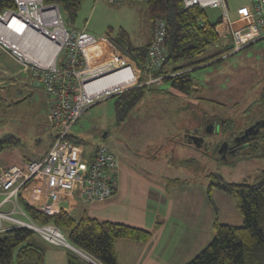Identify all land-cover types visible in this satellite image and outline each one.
I'll use <instances>...</instances> for the list:
<instances>
[{"label":"rangeland","instance_id":"obj_1","mask_svg":"<svg viewBox=\"0 0 264 264\" xmlns=\"http://www.w3.org/2000/svg\"><path fill=\"white\" fill-rule=\"evenodd\" d=\"M227 1L231 17H235L233 15L238 6L251 3V0ZM208 10L215 19L220 16L218 9ZM64 20L72 28L107 35L123 49L144 46L151 27L149 8L146 2L139 0H125L121 3L81 0L76 19L71 21L64 14ZM221 40L220 45H210L205 56L221 51L223 54L220 53L219 57L210 59L190 72L196 86L200 84L207 87L212 84L216 85V89H225L224 92L230 89L231 95L228 96L216 90L210 91V94L222 101V106L201 102L198 104L204 109L194 108V105H189L194 104V99L190 100L189 96L201 99L199 96H207L208 93L198 94L196 90L189 96L182 95L174 91L171 80L162 79L148 85L145 97L123 122H119L115 110L116 97H109L84 112L73 125L71 135L89 151L99 144H105L117 157L119 155L124 161H129L131 167L146 172L152 163L142 159L140 161L138 156L155 152L156 147L152 144L158 138H167L165 141H169L170 137L172 140L182 139L183 135L175 133L188 123V115L191 118L193 114H199L200 120L214 116L215 129L220 131L221 136L229 135L232 129L240 132L252 116L257 120L264 118L261 116L264 115L261 96L264 93V39L228 56L226 48L229 39ZM148 78L149 74H144L142 82ZM0 82V144L4 145L0 151L1 163L22 156L39 157L47 151L55 135V127L48 122L50 104L45 90L36 85L31 72H24L15 59L1 50ZM177 106L185 107L176 111ZM224 119L229 120L228 124L231 121L232 128L229 125L223 126ZM216 131L206 136L205 145L200 148L178 149L173 158V170L181 172L182 176L176 183L172 180L173 183L169 184V187L176 188L170 190L173 198L190 201V207L186 208L190 214H187L205 223L204 234L208 242L204 248L215 235V230H211L210 226L212 220L237 225L244 223L236 198L218 188L212 189L216 208L212 207L208 195L213 179L210 174L215 173L227 182L253 184L264 170V157L247 156L242 152L228 154L226 159L223 158L219 153L223 137ZM209 142L213 145H209ZM16 216L26 218L21 214ZM37 236L43 240L39 234ZM18 248H14V255ZM63 248L76 253L68 247Z\"/></svg>","mask_w":264,"mask_h":264},{"label":"built area","instance_id":"obj_2","mask_svg":"<svg viewBox=\"0 0 264 264\" xmlns=\"http://www.w3.org/2000/svg\"><path fill=\"white\" fill-rule=\"evenodd\" d=\"M14 1V8L0 10V50L15 59L24 72H31L36 85L45 90L50 104L48 122L55 127V135L40 159L1 169L0 190L17 210L20 209V190L40 177L47 178L51 196L59 191H76L89 201L112 197L119 185L118 157L105 144L87 152L79 141L71 139V129L96 103L182 72L155 75L162 70L168 56L167 22L162 17L155 18L145 60L138 64L107 35L70 27L59 4L44 0ZM183 3L186 8L200 5L220 11L216 30L221 39L231 41L227 56L264 39V0H251L250 4L238 6L235 18L230 15L227 0H183ZM31 51L50 58L44 61ZM147 73L149 78L142 82ZM40 210L50 215L55 213L50 204L41 206ZM0 218L36 231L49 244L68 247L88 261H98L73 245L59 227L38 224L25 210L5 212L0 209Z\"/></svg>","mask_w":264,"mask_h":264},{"label":"trees","instance_id":"obj_3","mask_svg":"<svg viewBox=\"0 0 264 264\" xmlns=\"http://www.w3.org/2000/svg\"><path fill=\"white\" fill-rule=\"evenodd\" d=\"M44 1L59 4L63 14L71 21L76 19L81 8V0ZM146 4L152 22L155 18L162 17L168 27V56L162 70L155 75L182 71L165 79L172 81L175 92L189 95L194 85L190 71L223 54L221 51V54L205 56L210 45H218L221 41L216 30L218 18L215 19L208 8L200 5L186 8L183 0H147ZM15 6L14 0H0V10ZM148 47L149 45H144L121 49L135 58L138 64H142ZM226 49L228 52L230 47ZM148 88L143 85L115 96V110L119 122H123L129 112L145 97ZM261 96L264 102V93ZM228 122L229 120L224 119L223 126L229 125L232 128L231 121L229 124ZM71 139L75 140L73 136ZM2 148L4 145L1 143L0 151ZM242 152L247 156L264 157V130L240 153ZM10 167L6 165L5 169ZM210 176L213 179L209 185L208 195L212 207L216 208L212 189L218 188L236 198L237 206L244 216V223L240 225L221 223L216 219L213 224L215 230L213 239L186 264H264V170L258 174L253 184L227 182L215 173H211ZM18 200L32 220L41 225H56L73 245L85 250L101 264H119L115 250L117 239L147 242L153 236L151 230L123 222L99 220L86 213L79 218L65 210L52 215L47 214L32 206L23 196L22 190L19 192ZM37 234L26 226L12 225L0 230V264H45V241L38 239ZM17 246L19 248L14 255L13 250ZM68 264L92 263L77 253L69 252Z\"/></svg>","mask_w":264,"mask_h":264},{"label":"crops","instance_id":"obj_4","mask_svg":"<svg viewBox=\"0 0 264 264\" xmlns=\"http://www.w3.org/2000/svg\"><path fill=\"white\" fill-rule=\"evenodd\" d=\"M228 2V1H227ZM233 16H237L236 12ZM232 17V18H235ZM153 22L151 20V27L145 45H149L152 40ZM224 42V41H223ZM231 44L230 39L228 40ZM222 43V40H221ZM219 43L218 45H220ZM1 83V82H0ZM216 85H208L207 87L198 84L193 85V90L189 94L196 93L207 96L190 97L194 99V108H203L198 103L209 102L210 105L222 106L210 91H218L219 93L229 94L230 89H216ZM198 105V106H196ZM185 106H177V110H181ZM188 108V106H186ZM184 110V109H183ZM193 114V113H192ZM199 114H193L192 117L188 115L187 124L178 129L175 134L183 135L180 140L169 141L158 138L153 142L156 151H152L149 155H139V160H144L146 163L151 162L152 166L146 172L140 171L135 167H131L129 161L126 162L118 155L120 163V177L117 192L104 200L89 201L78 192H64L59 191L57 195L51 196L46 177H40L33 181L22 190V194L32 206L40 209L45 204H50L55 210V213L65 210L72 213L76 217H81L83 214H88L99 220H108L114 222H123L134 226L142 227L151 230L152 238L147 242H135L127 239H117L115 241V250L119 264H186L196 256L208 242V238L204 234L205 223L201 220H194L193 216L186 209L190 207V201L187 199H176L171 194L173 186L169 187L170 183H176L182 173L173 170V158L178 149L190 150L191 148H198L194 144H189L184 137L185 131L195 129L196 127L203 128L207 123L212 128H215L216 119L212 118L199 119ZM218 117L220 115H217ZM221 119V118H219ZM201 121L200 123H198ZM190 123H193L190 125ZM54 138V136H53ZM52 138V141H53ZM180 138V137H179ZM51 141V143H52ZM51 145V144H50ZM50 147V146H49ZM96 148V147H95ZM94 149L87 152H93ZM49 149V148H48ZM47 149V151H48ZM155 149V148H154ZM46 151V152H47ZM45 153L39 157H25L19 159H12L10 162L1 163L0 170L6 165H23L28 161L40 159ZM128 160V159H127ZM173 180V181H172ZM176 181V182H175ZM176 189V188H175ZM0 209L5 212L16 210L17 212L24 211L20 204V209L15 208L12 201L6 200V193L0 190ZM20 214L16 213L15 215ZM212 220L210 223L211 230L213 228ZM12 222L0 218V230L12 226ZM211 235H213L211 233ZM46 246L45 264H68L69 252L63 247H58L47 242Z\"/></svg>","mask_w":264,"mask_h":264},{"label":"flooded vegetation","instance_id":"obj_5","mask_svg":"<svg viewBox=\"0 0 264 264\" xmlns=\"http://www.w3.org/2000/svg\"><path fill=\"white\" fill-rule=\"evenodd\" d=\"M261 116L264 117V115H261ZM258 119L264 120V118H261V117ZM256 121H257V118L252 116L250 118V122L244 128H242L240 130V132H238L237 129H232L233 131L229 135L222 134L223 136H221V133L219 130L212 128L210 126V124H208V123L203 128L198 127L195 129H198V133L200 135L204 136V143L206 142L205 141L206 136L213 134L217 130L216 132L220 134V137H223L221 145L223 144L224 141H227V144H228L227 149H226V157H225V159H226L228 154L236 155V154L240 153L252 140H254V138H256L262 132V130H264V127L261 128L260 133L258 135H255V136L251 135L248 138V141H245L242 138H240L244 134L245 129H247L249 126H251ZM192 131L194 132V129H192ZM184 137L188 140V135H186ZM209 145H213V144H211L209 142Z\"/></svg>","mask_w":264,"mask_h":264},{"label":"water","instance_id":"obj_6","mask_svg":"<svg viewBox=\"0 0 264 264\" xmlns=\"http://www.w3.org/2000/svg\"><path fill=\"white\" fill-rule=\"evenodd\" d=\"M264 127V120L258 119L255 123H253L251 126H249L247 129H245L244 134L240 137L245 141H248V138L253 135H258L260 133L261 128ZM188 135L187 142L189 144H194L198 148L205 145L204 143V136L200 135L198 133V129H194V132L192 130L185 131L184 136ZM104 137H106V134H104ZM227 141H224L223 144L219 147V153L222 154V157H226V149H227ZM92 264H101L96 260H90Z\"/></svg>","mask_w":264,"mask_h":264},{"label":"bare ground","instance_id":"obj_7","mask_svg":"<svg viewBox=\"0 0 264 264\" xmlns=\"http://www.w3.org/2000/svg\"><path fill=\"white\" fill-rule=\"evenodd\" d=\"M31 54L32 55H35L36 57H38V58H40V59H42V60H44V61H48L49 60V55H42L41 53H39V52H36V51H31ZM27 188V187H26Z\"/></svg>","mask_w":264,"mask_h":264}]
</instances>
